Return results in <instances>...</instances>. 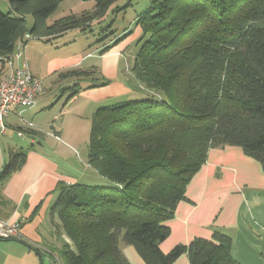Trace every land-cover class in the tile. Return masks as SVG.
<instances>
[{
    "label": "trees",
    "instance_id": "obj_1",
    "mask_svg": "<svg viewBox=\"0 0 264 264\" xmlns=\"http://www.w3.org/2000/svg\"><path fill=\"white\" fill-rule=\"evenodd\" d=\"M93 1V10L47 24L59 0H9L10 10H0V70L16 42H28L25 34L50 40L73 28L91 31L116 0ZM149 1L135 20L142 33L131 74L160 95L94 113L88 164L111 185L58 183L48 214L69 240L59 256L64 264H130L122 242L145 264H172L183 254L189 264H240L231 237L219 230L168 252L159 244L170 232L164 221L185 199L209 149L238 146L264 173V0ZM26 15L33 19L29 32ZM95 80L96 86L108 82ZM78 90L71 86L70 95ZM11 152L0 180L24 161V150Z\"/></svg>",
    "mask_w": 264,
    "mask_h": 264
},
{
    "label": "crops",
    "instance_id": "obj_2",
    "mask_svg": "<svg viewBox=\"0 0 264 264\" xmlns=\"http://www.w3.org/2000/svg\"><path fill=\"white\" fill-rule=\"evenodd\" d=\"M93 8L94 5L90 10ZM83 11L88 9L81 8L70 14ZM53 14L46 19L47 24L61 18H54ZM73 30L81 32L74 28L50 40L35 38L36 41L23 46V60L28 63L31 74L41 81L42 91L33 104L11 109L5 119V133L0 135L7 136L12 131L29 143L26 147L17 146L9 135L5 159L1 157L0 148L1 167L11 162V151L22 149L26 152L24 161L0 180V219L18 221L23 238L22 241L0 240L22 245L24 259L34 252L37 261L24 264H51L50 258L59 256L64 244L69 243L56 228L58 220L55 218L52 222L48 214L57 197V185L59 182L79 183L90 174L88 141L96 110L127 101L133 95V81L126 68L123 72L126 65L122 63L125 58L128 62L130 46H135L132 56L135 58L142 33L140 26L134 24L86 51L73 45L80 40L70 33ZM19 46L16 42V49ZM105 46L109 47L103 51ZM72 70L90 71L95 79L100 77L108 82L96 86L91 82L96 81L92 76L61 75ZM7 71L5 64L0 78ZM73 85H78L79 90L70 95ZM19 131L22 135H18ZM80 150L84 151L81 157ZM90 177L101 181L98 175ZM164 224L170 232L159 244L163 252L178 244H188L195 237L209 239L214 230H219L231 237L230 252L237 262L264 264V173L261 165L238 146L209 149L206 161L185 188V199L177 203L173 216ZM119 246L130 264H145L132 246L122 242ZM42 253H47L48 259L44 260ZM16 257L0 256V264H17ZM172 264H189L187 255H181Z\"/></svg>",
    "mask_w": 264,
    "mask_h": 264
},
{
    "label": "rangeland",
    "instance_id": "obj_3",
    "mask_svg": "<svg viewBox=\"0 0 264 264\" xmlns=\"http://www.w3.org/2000/svg\"><path fill=\"white\" fill-rule=\"evenodd\" d=\"M9 0H0V10L3 12H7L9 9ZM150 1L149 0H116L113 5L111 6V9L106 13L98 22L94 23L91 25L90 30L91 31H85V32H79L78 30H73L70 33L75 34L74 38L80 39L77 40L73 43L76 47H81L84 49V51L92 49L94 46L97 44H100L102 41H109L111 36H116L118 33L122 32L123 30L127 28H131L135 24V20L138 14L142 13L146 8H148ZM94 5L93 1H87L84 2L82 0H59V4L56 8V10L53 12V17L54 18H59L65 15H69L72 12H77L79 10H86L91 11ZM125 6V7H124ZM115 7H120L122 8L120 11L114 12L112 8ZM14 13H11V16H13ZM52 17V18H53ZM26 27L27 31L29 32L33 19L31 15H26ZM74 29V28H73ZM113 32V33H112ZM82 39V40H81ZM37 39L35 38H30L28 42H33L36 41ZM138 43V42H137ZM139 48V45H138ZM135 51V46H130L128 49V62L123 61L122 64L126 67H124L123 72L125 73V68H126V73L127 75L132 79V87H133V95L131 99L128 100H135V99H144V98H152V99H157L160 94H157L154 92H150L146 90L144 87L139 86V84L135 81L131 74V68H132V62L134 59L132 58L133 52ZM25 56V54H24ZM131 57V58H130ZM23 55L21 57V60L23 61ZM26 61V60H25ZM125 62V63H124ZM130 62V64H129ZM90 84H92L90 82ZM15 132L13 133L12 131L7 133L6 135L0 136V148H1V157L5 159L6 157V152H7V147H6V142H8V136L10 135L14 141L16 142L17 146H22L26 147L29 143L27 140H24L23 138H18L16 137ZM83 150H80V157L83 155ZM2 158H0V164L2 163ZM85 167V166H84ZM90 174H87L88 177L84 178L82 181H79V183L83 184H88V185H111V182L107 180L106 178H103L99 176L98 174H95L97 172H94L95 170L90 167ZM88 170V169H86ZM91 176L98 175L99 179L101 181L95 179L93 180ZM22 245L16 244L12 241H4L0 240V256H6V254H10L14 257H16V262L18 264V260L21 259V264L24 263H30L31 261L34 260V263L37 261V257H35L34 252L33 254H30L31 256L24 259V252L23 248L21 247ZM28 253V252H27ZM17 254V255H14ZM43 259H48L47 253H42L41 254ZM51 264H64L60 256H56V258L51 257Z\"/></svg>",
    "mask_w": 264,
    "mask_h": 264
},
{
    "label": "built area",
    "instance_id": "obj_4",
    "mask_svg": "<svg viewBox=\"0 0 264 264\" xmlns=\"http://www.w3.org/2000/svg\"><path fill=\"white\" fill-rule=\"evenodd\" d=\"M24 37L30 39L28 34ZM24 45L20 43L19 48L5 59L8 71L0 78V135L5 133V119L11 109L33 104L42 91L41 81L31 74L28 63L21 60ZM18 135H22V131H19ZM20 228L18 221L9 222L0 219V239L23 240Z\"/></svg>",
    "mask_w": 264,
    "mask_h": 264
}]
</instances>
